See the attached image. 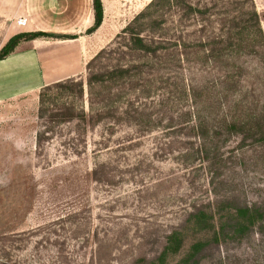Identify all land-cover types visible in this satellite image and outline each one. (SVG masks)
<instances>
[{"label": "rangeland", "instance_id": "rangeland-1", "mask_svg": "<svg viewBox=\"0 0 264 264\" xmlns=\"http://www.w3.org/2000/svg\"><path fill=\"white\" fill-rule=\"evenodd\" d=\"M102 1L104 21L88 34V58L151 0ZM254 1L264 30V0ZM47 36L55 43L61 38ZM260 56L240 60L255 88L257 73L264 75ZM80 77L86 80V66ZM39 92L0 102V264H144L142 258L161 250L192 203L213 204L224 196L264 203L261 143H243L242 135L233 133L221 148L228 161L219 173L207 163L195 168L198 161L186 166L176 159L189 145L182 133L170 150L156 133L122 143L129 130L120 127L111 147L99 150L101 130L88 129L86 149L75 154L72 125L45 133V124H53L39 117ZM181 113L178 105L173 114ZM192 234L170 264L187 251ZM201 255L198 264H264V229L208 244Z\"/></svg>", "mask_w": 264, "mask_h": 264}, {"label": "trees", "instance_id": "trees-1", "mask_svg": "<svg viewBox=\"0 0 264 264\" xmlns=\"http://www.w3.org/2000/svg\"><path fill=\"white\" fill-rule=\"evenodd\" d=\"M93 8L88 33L104 20L103 1L93 0ZM47 35L15 34L0 49V60L21 41ZM247 56H264L254 0H151L88 61L86 80L71 77L41 88L39 117L53 124H45V133L72 125L75 154L86 149L88 129L101 130L99 150L111 147L120 127L129 130L122 143L156 133L170 150L182 133L189 145L176 159L186 166L198 161L195 168L207 163L219 173L228 161L221 148L233 133L243 143L251 139L264 146V75H256L259 87L248 83L249 67L240 61ZM178 105L180 117L173 114ZM255 228L264 229V203H238L232 196L192 203L161 250L142 261L170 264L192 232L194 241L172 264H198L206 245L242 239Z\"/></svg>", "mask_w": 264, "mask_h": 264}, {"label": "crops", "instance_id": "crops-1", "mask_svg": "<svg viewBox=\"0 0 264 264\" xmlns=\"http://www.w3.org/2000/svg\"><path fill=\"white\" fill-rule=\"evenodd\" d=\"M20 18L26 22L19 24ZM94 21L93 0H0V49L22 32L61 37L57 43L53 36L23 40L0 60V102L82 75L88 59L98 52L93 50L88 58L92 46L87 30Z\"/></svg>", "mask_w": 264, "mask_h": 264}, {"label": "built area", "instance_id": "built-area-1", "mask_svg": "<svg viewBox=\"0 0 264 264\" xmlns=\"http://www.w3.org/2000/svg\"><path fill=\"white\" fill-rule=\"evenodd\" d=\"M26 22V19L25 18H20L19 20H18V23L19 24H24Z\"/></svg>", "mask_w": 264, "mask_h": 264}]
</instances>
